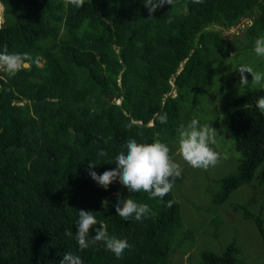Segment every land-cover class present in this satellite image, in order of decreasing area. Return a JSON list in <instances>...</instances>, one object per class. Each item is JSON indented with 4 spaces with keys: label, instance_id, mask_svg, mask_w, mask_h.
<instances>
[{
    "label": "trees",
    "instance_id": "16d2710c",
    "mask_svg": "<svg viewBox=\"0 0 264 264\" xmlns=\"http://www.w3.org/2000/svg\"><path fill=\"white\" fill-rule=\"evenodd\" d=\"M0 4V52L31 57L15 76L0 69V264H59L66 252L83 264H264V113L256 106L264 86L237 89L234 76L231 84L221 77L235 64L232 43L238 39L239 51L250 54L264 36V0H174L153 14L144 0H85L80 8L65 0ZM244 18L242 33L227 39L223 31ZM157 113L167 114L166 124ZM193 118L216 131L223 122L239 154L234 172L214 180L206 205L217 208L246 185L242 203L225 204L222 213L192 225L191 212L208 210L197 206L203 177L187 176L191 167L180 155L182 176L162 200L130 193L118 180L105 189L89 175L90 161L97 174L115 169L132 138L159 139L171 156L179 125ZM226 143L210 145L222 159ZM117 193L147 204L151 215L123 220ZM81 209L98 221L89 239L102 222L128 241L122 258L101 242L79 249ZM243 221L257 237L238 229Z\"/></svg>",
    "mask_w": 264,
    "mask_h": 264
},
{
    "label": "clouds",
    "instance_id": "9594fccd",
    "mask_svg": "<svg viewBox=\"0 0 264 264\" xmlns=\"http://www.w3.org/2000/svg\"><path fill=\"white\" fill-rule=\"evenodd\" d=\"M203 0H193V3L200 4ZM145 6L150 14L155 13L158 9L165 5L173 6L174 0H144ZM68 4L75 5L80 8L85 4V0H65V6ZM171 22V18L168 19ZM254 52L257 56L264 57V36L257 38L254 42ZM31 59L25 54L9 53L5 48L0 52V69H3L10 77L15 76L22 67L25 66L24 61ZM241 75L240 86L244 87L249 84V80L245 73L252 76L251 82L255 85L264 86V72H257L249 65H241L238 68ZM256 106L264 113V97H260ZM156 118L161 124L167 123V114H156ZM129 129L133 124L127 125ZM178 132V151L182 159L193 168L205 169L216 166L221 155L215 151L210 145L216 144L217 131L207 125H201L200 121L193 118L186 125L181 123L177 129ZM143 136L142 132L137 133ZM126 153L121 151L115 157V169L107 170L103 174H97L94 169L96 162L90 161L88 164L89 175L100 186L108 189L114 181H119L130 193L146 192L151 198H160L161 200L169 194L177 179L181 178L183 168L175 162L170 156V148L166 143L159 139L151 143H138L136 139H129L126 143ZM99 156H107V152L100 150ZM227 153L223 159H227ZM118 201L115 204V211L120 218L125 221L135 219L142 221L151 215V209L147 204L137 203L130 196L120 199L117 193ZM172 201L167 202V206H172ZM108 200L102 201V205L107 209ZM98 225V221L93 212L79 210V219L76 224L75 239L80 250H84L90 244L98 242L103 243L106 250L112 252L116 258H122L125 250L130 249L131 245L126 239L117 238L110 235L107 227L101 222L99 227H95V235L90 236V230ZM65 235L72 237L71 231L65 232ZM59 264H83L79 255L66 252Z\"/></svg>",
    "mask_w": 264,
    "mask_h": 264
},
{
    "label": "rangeland",
    "instance_id": "374dc122",
    "mask_svg": "<svg viewBox=\"0 0 264 264\" xmlns=\"http://www.w3.org/2000/svg\"><path fill=\"white\" fill-rule=\"evenodd\" d=\"M3 22H4L3 8H2V5L0 4V25H2ZM246 23H249V20L247 18H244L240 23H238L234 27H232L228 30H224L223 35L229 40L231 39L233 33L240 35L242 33V31L245 29ZM240 44H242V42L237 39L234 43H232L230 45L233 49L230 48V50H229V53H228L229 58L235 64L230 66V69L229 68L226 69L225 72H223V75L221 76L222 80L228 84H231L230 74L232 77L234 76V79L232 80V84L234 86H236L237 89H241V88L245 87V86L244 87L240 86L241 75L238 71L239 66L249 65V66L253 67V69L257 72H264V57L257 56L256 53L254 52V49L252 50V53H250V54H248L247 51H245V50L239 51ZM217 71H218V76L221 75L220 74L221 72L219 70V66L216 67V72ZM245 75L247 76V78L249 80V84L247 85V87L262 86V85H255L251 82L252 76L250 73H245ZM202 101L205 102L206 100L202 99ZM215 104L220 105L221 101H218ZM226 106H227V103H226ZM206 107H207V109L211 108V106H206ZM203 110H204V107H203ZM215 125L217 127V132H218L217 139L215 138L216 144H221L222 142L227 141L226 145L228 147L226 146L224 154L227 153L228 158L227 159L221 158L222 161L220 160V162L216 165L217 166L216 169H212V167H209L207 170L202 169V168L201 169H195V168L190 166L191 169H189L188 173L186 174L187 176L192 175L194 177H198V176L203 177L202 184L196 185V189L199 188V191L197 192V196L199 197L200 195H202L200 200L197 201V206L199 208H202V209L205 207L208 210L206 212L203 211V213H198L197 211L191 212L190 222L192 225L194 224L196 226L200 225L202 223V221L208 220V218H210V214H215V212H221L222 213L221 208L224 207L225 204H228V205L232 204L233 205L234 203H242L243 199L245 198V194H244L243 190L248 191L247 187L245 185L241 188L239 187V189L234 190L230 194L228 200H226V203L219 205L217 208L215 206L210 208V206L206 205V202H209L213 191H215V189H217V184L215 185L214 180L234 172V170L236 169V166H237V160L235 161V159H238V157H239L238 152L236 150L230 148L231 143H232L231 139L233 137L231 139L228 138L230 135L229 129L226 127V125L223 122H222V124H220V122L215 123ZM178 153H179V151L176 150L171 155V157L174 161H175V159L178 158V155H179ZM184 163L187 164L185 161H184ZM210 189H211V191H210ZM248 189L250 191L251 188L248 187ZM189 195L190 196L195 195L193 190L190 188H189ZM188 196H187V194H185V197L182 199L184 203H189ZM188 210H189V208H188ZM223 215L227 218L232 217L229 214L226 215L225 212H223ZM186 217L188 220V216H186ZM232 219H233V217H232ZM200 221H201V223H197ZM243 222H244V224L238 225V229L241 230L243 228V231L245 232L246 237L255 235L251 232V230L249 231L250 224H247V221H243ZM245 240H246V238L242 237L241 241L243 242ZM252 243H254V242H252ZM200 250L201 249H199V251ZM197 253H198L197 249L195 251H192L194 258H196V259H197V255H198ZM187 256H188V254H185L183 256L184 261H186ZM196 259H195V261H196Z\"/></svg>",
    "mask_w": 264,
    "mask_h": 264
}]
</instances>
